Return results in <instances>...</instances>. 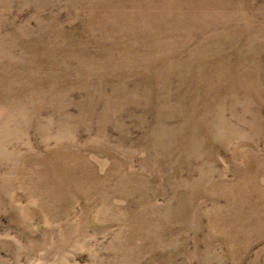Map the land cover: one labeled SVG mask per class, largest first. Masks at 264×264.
Masks as SVG:
<instances>
[{
  "label": "rangeland",
  "instance_id": "rangeland-1",
  "mask_svg": "<svg viewBox=\"0 0 264 264\" xmlns=\"http://www.w3.org/2000/svg\"><path fill=\"white\" fill-rule=\"evenodd\" d=\"M0 264H264V0H0Z\"/></svg>",
  "mask_w": 264,
  "mask_h": 264
}]
</instances>
